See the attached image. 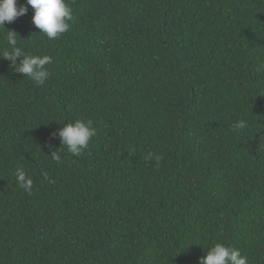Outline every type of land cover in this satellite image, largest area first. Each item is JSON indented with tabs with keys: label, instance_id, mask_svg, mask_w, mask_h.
<instances>
[{
	"label": "trees",
	"instance_id": "obj_1",
	"mask_svg": "<svg viewBox=\"0 0 264 264\" xmlns=\"http://www.w3.org/2000/svg\"><path fill=\"white\" fill-rule=\"evenodd\" d=\"M67 3L55 40L26 0L0 28V264H199L216 243L264 264V0ZM7 30L52 57L44 85ZM78 119L96 135L73 156L55 134Z\"/></svg>",
	"mask_w": 264,
	"mask_h": 264
},
{
	"label": "clouds",
	"instance_id": "obj_2",
	"mask_svg": "<svg viewBox=\"0 0 264 264\" xmlns=\"http://www.w3.org/2000/svg\"><path fill=\"white\" fill-rule=\"evenodd\" d=\"M26 4L34 10L32 23L40 30V34L46 35L48 39L55 40L70 30L69 21L73 18V12L67 0H26ZM17 5L18 0H0V28L6 29L5 22L13 23L18 17L27 14L26 5ZM17 36L15 31L7 30L5 39L11 47V52L5 51L3 58L10 60L15 66V71L30 78L37 86L44 85L50 76L47 65L52 63V57L24 54L22 49L16 46ZM18 58H22L19 64L16 63ZM257 70L259 71L260 68ZM235 127L243 129L246 127V122L241 120ZM55 135L59 136L62 146L69 153L79 156L89 147L92 138L96 135V128L90 119L86 121L78 119L73 123H67ZM51 156L56 161L61 159L55 151ZM152 158V154L147 157V159ZM155 159L159 162L161 157L155 156ZM44 176L47 178V173ZM16 182L26 192L32 191V178L21 169H17ZM199 264H249V259L235 247L216 243L208 249L206 256L200 259Z\"/></svg>",
	"mask_w": 264,
	"mask_h": 264
}]
</instances>
